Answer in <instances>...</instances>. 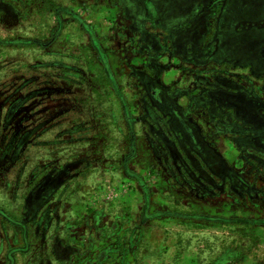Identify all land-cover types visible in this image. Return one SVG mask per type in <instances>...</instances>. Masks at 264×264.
<instances>
[{"label":"rangeland","instance_id":"rangeland-1","mask_svg":"<svg viewBox=\"0 0 264 264\" xmlns=\"http://www.w3.org/2000/svg\"><path fill=\"white\" fill-rule=\"evenodd\" d=\"M173 1L0 0V264H264L262 80L182 59L212 34L172 21L209 0ZM148 84L197 125L213 184Z\"/></svg>","mask_w":264,"mask_h":264},{"label":"crops","instance_id":"crops-1","mask_svg":"<svg viewBox=\"0 0 264 264\" xmlns=\"http://www.w3.org/2000/svg\"><path fill=\"white\" fill-rule=\"evenodd\" d=\"M181 1L182 3L179 0L173 1V6L178 9V14L198 13L201 7L199 2H204V0ZM205 12L206 15L202 19L196 20L191 15L188 17L189 19L187 18L190 23L196 21L203 23L205 29L211 31V39H207L204 44L206 46L204 58L196 59L192 56H184L182 59L185 58L194 62L204 61L205 65L213 67L212 69H218L219 66H222L224 70L242 71L245 75L264 77V0H253V2L248 0H209ZM236 13H256L257 15L250 22H247V19L240 18L239 15H235ZM180 19L173 20L172 24L180 21L182 23V19ZM172 24L171 26H173ZM190 27L193 28L191 25ZM254 30H263V32H257L251 36L250 34ZM209 33L206 34V37ZM200 43L203 44V42ZM244 43L256 45L257 51L252 49V52H255L254 56H246V53L242 54L240 48L237 49L238 45ZM215 72L212 70L211 75ZM128 205L136 206L137 204L128 203ZM95 239L96 242L102 241L96 237Z\"/></svg>","mask_w":264,"mask_h":264},{"label":"flooded vegetation","instance_id":"flooded-vegetation-1","mask_svg":"<svg viewBox=\"0 0 264 264\" xmlns=\"http://www.w3.org/2000/svg\"><path fill=\"white\" fill-rule=\"evenodd\" d=\"M196 15H198V14H196ZM181 19H182V22L187 21L188 24L190 23V21H188L189 18L187 19V17H185V16H183V18H181ZM154 21L160 22L159 19H156V20L154 19ZM176 23H177V25H178V23L181 24L180 26H178L179 27L178 30H181L184 27V26L182 27L181 21L176 22ZM176 23H175V25H176ZM187 27H188V25L185 26L184 28H187ZM192 43H193L192 47H189L190 54H182L183 57L184 56H192L193 57L194 52H196L198 54H202V55L205 53L206 46H205L204 53H202L200 51V46L202 44H200V42H192ZM187 61H192V60H187ZM258 78H261V80H262L261 87L263 89L262 91L264 92V77H258ZM147 86L149 88L150 95L153 98L154 102H156L159 105V107H160L159 110L162 112L163 115L167 116V118H168L167 122H165L164 125L169 128V130L174 135L175 139L181 140L180 146H182V148L184 149V154L186 157H188V156L191 157L194 154L198 155L199 160L201 162H203L202 164H204L203 169L200 170L201 177L205 181H208L209 183L213 184L214 180L212 177H218V173H219L218 171L220 168H215V166L217 164H214L213 162H214V159L217 160V158L214 156V154H212L211 159L209 160L206 157L202 156L199 149L196 147L198 145V143H201V141H204V140H202V139H204L203 138L204 136L202 134H200V132L197 128V125L194 122H192V120L185 117L182 114V112L179 110V108H177L175 105L172 104V102L170 100H168V96H169L168 92H165L164 90L162 91L161 88H157L154 84H148ZM154 89H156V91L158 93H155ZM21 104H22V101H17L16 103H14L10 106V110L8 112L9 113L8 118L13 115L15 110H17L21 106ZM173 109L176 110L178 112V114H173L172 113L174 111ZM152 121H153V123L155 122L153 119H152ZM243 122L245 125L247 124L249 126H252L245 121H243ZM252 130H253L252 135H250V137H249L250 142L249 141L247 142V146L250 149H254V150L259 151V152L264 154V147H261L262 146L261 144H264V134L262 133L263 129H257V127H253ZM257 142L261 146L258 145ZM208 149L212 152V150H211L212 148L210 146ZM180 161H181V166L184 169V173L189 174V176L192 177L191 180L188 182L190 190L197 192L196 189L199 187V190L206 191V189L204 187H200L199 185L197 187V186H194L192 184L194 179H193V176L189 172L190 169L187 168L188 166L184 162L185 160H183V161L180 160ZM222 178L224 179L225 177H222ZM225 180H227L228 182L231 181V177H230L229 172H228V175H227Z\"/></svg>","mask_w":264,"mask_h":264},{"label":"trees","instance_id":"trees-1","mask_svg":"<svg viewBox=\"0 0 264 264\" xmlns=\"http://www.w3.org/2000/svg\"><path fill=\"white\" fill-rule=\"evenodd\" d=\"M173 110H174V109H173ZM172 113H173V114H178V112H177L176 110H174Z\"/></svg>","mask_w":264,"mask_h":264}]
</instances>
